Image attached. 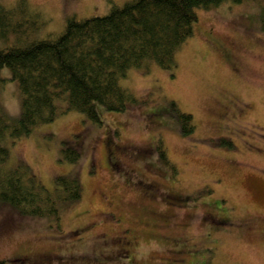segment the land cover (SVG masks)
Listing matches in <instances>:
<instances>
[{
    "label": "rangeland",
    "instance_id": "obj_1",
    "mask_svg": "<svg viewBox=\"0 0 264 264\" xmlns=\"http://www.w3.org/2000/svg\"><path fill=\"white\" fill-rule=\"evenodd\" d=\"M22 1L0 7L12 10L13 23L19 7L44 23L6 32L0 47L56 35L68 16L101 15L125 0ZM195 12L175 68L133 67L119 79L132 106L100 107L102 123L68 110L8 143V164L24 161L49 189L75 169L83 192L58 219L0 201L6 264H38L16 259L23 251L52 253L44 264H264V0ZM0 76V103L16 119V81L7 67ZM172 101L191 114L192 132L179 131ZM158 140L173 170L159 159ZM63 142L79 148L77 161L61 158Z\"/></svg>",
    "mask_w": 264,
    "mask_h": 264
},
{
    "label": "trees",
    "instance_id": "obj_2",
    "mask_svg": "<svg viewBox=\"0 0 264 264\" xmlns=\"http://www.w3.org/2000/svg\"><path fill=\"white\" fill-rule=\"evenodd\" d=\"M224 1L243 0H125L101 15L68 16L56 35L0 47V69L7 67V79L16 81L20 104L17 118L12 119L0 103V201L21 215L58 219L66 206L80 200L83 187L75 169L56 175L49 189L24 161L7 163L8 143L68 110L102 123L100 107L122 111L132 106L135 98L119 79L133 67L142 71L151 65L175 68L177 50L193 34L195 9ZM17 10L19 17L13 23L12 10L0 7V37L10 30L23 32L25 25L44 23L38 11ZM5 79L0 76V87ZM177 111L179 131L192 132L191 114ZM158 143L159 159L173 170ZM77 148L63 142L61 158L77 161ZM0 264H6L5 260L0 259Z\"/></svg>",
    "mask_w": 264,
    "mask_h": 264
},
{
    "label": "flooded vegetation",
    "instance_id": "obj_3",
    "mask_svg": "<svg viewBox=\"0 0 264 264\" xmlns=\"http://www.w3.org/2000/svg\"><path fill=\"white\" fill-rule=\"evenodd\" d=\"M215 43L217 44V46L220 48V50L222 51L224 57L228 60L231 59V55H230V49L227 47H225L224 45L220 44L219 41L215 40ZM116 159V155H113V153L110 151V153H107V161H109V163H111L112 165H116V162H110V158ZM53 258V254L49 253V252H45V253H41L38 256H35V258H32L30 253L28 251H23L21 253H18L16 256V259L23 261V262H31V263H36L38 262V264H44L45 262L49 261L50 259ZM37 264V263H36Z\"/></svg>",
    "mask_w": 264,
    "mask_h": 264
}]
</instances>
